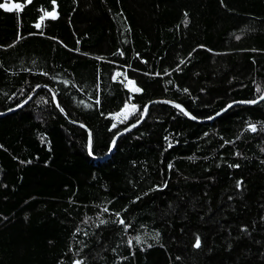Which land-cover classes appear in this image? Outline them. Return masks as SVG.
Masks as SVG:
<instances>
[{
    "label": "trees",
    "instance_id": "1",
    "mask_svg": "<svg viewBox=\"0 0 264 264\" xmlns=\"http://www.w3.org/2000/svg\"><path fill=\"white\" fill-rule=\"evenodd\" d=\"M8 1L0 264H264V100L105 158L259 99L264 0Z\"/></svg>",
    "mask_w": 264,
    "mask_h": 264
},
{
    "label": "water",
    "instance_id": "2",
    "mask_svg": "<svg viewBox=\"0 0 264 264\" xmlns=\"http://www.w3.org/2000/svg\"><path fill=\"white\" fill-rule=\"evenodd\" d=\"M40 89H46L49 91V93L51 94V97H52V100H53V103L55 105V107L58 109V111L64 116L66 117V115L63 113V111L60 109L59 107V104H58V100H57V97H56V93L53 89H51L50 87L46 86V85H41V86H38L37 88H35L29 95L28 97L22 102L20 103L17 107L11 109L10 111H7L6 113H1L0 114V117L6 115V114H9V113H12L14 111H16L17 109L23 107L25 104H27L33 97L34 95L38 92V90ZM264 96V93L263 95ZM261 96V97H262ZM261 97L259 99H257L256 101H253V102H233V103H230L228 104L224 109H222L220 112H218L215 116H213L211 119L209 120H199V119H196L194 117H192L180 104L178 103H175V102H172V101H168V100H154V101H151L149 102L145 108H144V112H143V115L142 117L140 118V120L137 122V123H134L132 125H130L128 128H126L125 130L121 131L120 133H118L112 140L111 144H110V148H109V151L107 153V155L105 156L108 157L110 156V154L113 152L114 150V147H115V143L117 141V139L124 135L125 133H127L131 128L135 127L136 125L140 124L146 117L147 115V112H148V109H149V106L151 105H154V104H166V105H169L171 107H174L176 108L178 111H180L183 115H185V113H187V115H185L187 118H189L191 121H194V122H197V123H203V122H208L210 120H213L214 118H216L217 116L221 115L222 113L226 112L228 109H230L231 107L235 106V105H254V104H257L261 101H263L264 99H261ZM165 101H167V103H165ZM175 105H179L180 107H176ZM183 108L184 111H181L180 109ZM145 109H147L145 111ZM67 118V117H66ZM72 124L74 125H77L79 126L80 128L84 129L86 132H87V135H88V151H89V140L91 139V135H90V132L88 131V129L83 126V125H80V124H76L74 122H71ZM115 142V143H113Z\"/></svg>",
    "mask_w": 264,
    "mask_h": 264
},
{
    "label": "snow or ice",
    "instance_id": "3",
    "mask_svg": "<svg viewBox=\"0 0 264 264\" xmlns=\"http://www.w3.org/2000/svg\"><path fill=\"white\" fill-rule=\"evenodd\" d=\"M54 2V0H53ZM28 3H31V0H28ZM0 8H4L5 11H9L11 12L14 8L15 9H20L21 8V5L19 4H13L11 7L8 5V4H0ZM44 16L45 17H51L53 19L56 18V15L55 13H48V12H45L44 13ZM37 27H39V25H37ZM117 75H120V73H118ZM126 78V77H125ZM128 84L131 86L130 90L131 91H134V92H139L141 91V89L139 88H136L135 87V83L134 81H128ZM186 91V90H185ZM261 99H264V96L261 97ZM165 103H167V101H165ZM176 107H180L179 105H175ZM132 109L134 110L135 109V106H132ZM147 109H145L146 111ZM181 111H184L183 108L180 109ZM128 111H129V108L128 106L126 105L124 111L120 114V116H122L124 119H127V114H128ZM185 115H187V113H185ZM113 127H115V125H113ZM252 131H255L256 128L255 126H252L251 128ZM115 143V142H113ZM89 154H91V139L89 140ZM105 211H107V209H105ZM120 223H124L123 220L120 221ZM137 239V242H139V237L136 238ZM129 243L131 244V241H129ZM200 246V242H199V239H197V242H196V247H199Z\"/></svg>",
    "mask_w": 264,
    "mask_h": 264
},
{
    "label": "rangeland",
    "instance_id": "4",
    "mask_svg": "<svg viewBox=\"0 0 264 264\" xmlns=\"http://www.w3.org/2000/svg\"><path fill=\"white\" fill-rule=\"evenodd\" d=\"M8 4L10 7L14 4L13 2H10V1H8V0H5V2L3 3V4ZM15 9V8H14ZM128 81L129 80H126V86H127V88H128V90L130 91V92H132V93H134V91H131L130 90V88H131V86L128 84ZM126 105L128 106V108H129V111H128V114H127V118L130 116V114L132 113V112H134V110L132 109V104L131 103H126L125 104V106L123 107V109L119 112V113H117V114H115V117H114V119H115V121L117 120V121H123V120H125L122 116H120V114L124 111V109H125V107H126Z\"/></svg>",
    "mask_w": 264,
    "mask_h": 264
}]
</instances>
